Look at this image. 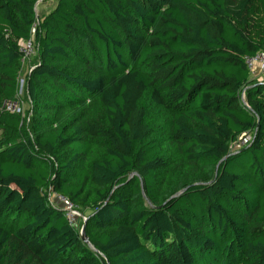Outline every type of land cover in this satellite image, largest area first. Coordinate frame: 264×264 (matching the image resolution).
<instances>
[{
    "label": "trees",
    "instance_id": "16d2710c",
    "mask_svg": "<svg viewBox=\"0 0 264 264\" xmlns=\"http://www.w3.org/2000/svg\"><path fill=\"white\" fill-rule=\"evenodd\" d=\"M36 1L0 0V107ZM34 40L26 117L0 111V264H264V0H58Z\"/></svg>",
    "mask_w": 264,
    "mask_h": 264
},
{
    "label": "built area",
    "instance_id": "2783aa9c",
    "mask_svg": "<svg viewBox=\"0 0 264 264\" xmlns=\"http://www.w3.org/2000/svg\"><path fill=\"white\" fill-rule=\"evenodd\" d=\"M44 0H37V4L42 2ZM39 23V20L37 19L36 22L33 25L32 28V37H30L27 40H24L21 42L20 49L23 53L22 58V64L24 67L26 63L30 60V58L35 54L36 45L34 40V33L36 31V27ZM246 62L248 64V67L250 69L251 77L256 78L257 76L262 75L264 77V50L258 52L254 56H247ZM4 109L10 113H17V114H23L24 113V107L22 104V101L20 100V97L17 95L16 98L5 100L4 102ZM252 140V133L247 132L244 133L239 137V139L231 144V148L237 147L241 148L245 145H248ZM64 204H62V208L65 210L67 217L70 221L75 222L77 220V216H80L79 212L75 209L73 203L64 198L61 197Z\"/></svg>",
    "mask_w": 264,
    "mask_h": 264
},
{
    "label": "rangeland",
    "instance_id": "374dc122",
    "mask_svg": "<svg viewBox=\"0 0 264 264\" xmlns=\"http://www.w3.org/2000/svg\"><path fill=\"white\" fill-rule=\"evenodd\" d=\"M35 60H36V54H35V56L32 57V59L30 60V62L29 63H26L25 66L22 68V70L20 72V77H19L20 78L19 79V88H21L20 93H19V96H20V100L22 101V104H23V107L25 109V112H26V110H28L30 108V103H29V100L27 99V95H26V92H25V88H26L25 78H26V74L30 70V67L33 66V64L35 63ZM254 76H252V77H254ZM256 78H259L260 80H262L263 79V76L260 75V76H257ZM4 102H5V100L3 101V103H2V105L0 107V111L7 112L4 109ZM25 112L23 114H19V115H21V117L24 118L22 115H25L26 114ZM236 149H237V147L231 148L232 151H237ZM239 149L240 148H238V150ZM56 203H58V202H56ZM80 219L81 218H78L76 220V222H79L80 221V223H82V221Z\"/></svg>",
    "mask_w": 264,
    "mask_h": 264
},
{
    "label": "crops",
    "instance_id": "0c3cea01",
    "mask_svg": "<svg viewBox=\"0 0 264 264\" xmlns=\"http://www.w3.org/2000/svg\"><path fill=\"white\" fill-rule=\"evenodd\" d=\"M57 1L58 0H46L42 3H40L37 7L39 16L43 17V16L47 15L54 8Z\"/></svg>",
    "mask_w": 264,
    "mask_h": 264
},
{
    "label": "clouds",
    "instance_id": "9594fccd",
    "mask_svg": "<svg viewBox=\"0 0 264 264\" xmlns=\"http://www.w3.org/2000/svg\"><path fill=\"white\" fill-rule=\"evenodd\" d=\"M44 1H46V0H44ZM44 1H42V2H44ZM42 2H40V3H42ZM39 3V4H40ZM39 4H37V1H36V6H35V10H36V15H37V19L39 20L40 19V16H39V14H38V10H37V7H38V5ZM34 56V55H33ZM32 56V57H33ZM31 57V58H32ZM31 58H30V60H31ZM30 60L28 61V63L30 62ZM30 69H31V67H30ZM30 71V70H29ZM242 98H243V100L245 99V94H243L242 95ZM8 112V111H7ZM24 112H25V109H24ZM10 113V112H9ZM26 113V112H25ZM13 114H17V113H13ZM23 117H26V114L25 115H22ZM27 120H29V117L27 118ZM246 146V145H245ZM244 147V146H243ZM85 220H86V217H85Z\"/></svg>",
    "mask_w": 264,
    "mask_h": 264
},
{
    "label": "water",
    "instance_id": "95a60500",
    "mask_svg": "<svg viewBox=\"0 0 264 264\" xmlns=\"http://www.w3.org/2000/svg\"><path fill=\"white\" fill-rule=\"evenodd\" d=\"M181 194V192H179L176 196H179ZM85 222H84V224H83V226H82V229H81V234H82V237H83V239H85L86 241H88V239H87V237H86V233H85Z\"/></svg>",
    "mask_w": 264,
    "mask_h": 264
}]
</instances>
